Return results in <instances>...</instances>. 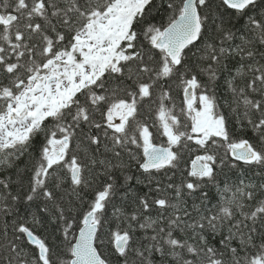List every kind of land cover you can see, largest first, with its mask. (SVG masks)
Wrapping results in <instances>:
<instances>
[{"label":"snow or ice","instance_id":"1","mask_svg":"<svg viewBox=\"0 0 264 264\" xmlns=\"http://www.w3.org/2000/svg\"><path fill=\"white\" fill-rule=\"evenodd\" d=\"M256 5L0 0V264H156V254L159 264H264V15H251ZM164 6L171 15L154 22ZM230 12L247 18L246 33L225 26ZM240 56L251 63L235 59L233 75ZM225 71L222 101L215 82ZM169 80L182 90L180 106L168 103ZM105 153L126 154L150 176L176 175L192 158L179 183L141 180L156 195L137 197L129 212L113 203L116 165ZM225 168L259 170V182L221 186ZM208 184L220 195L212 206ZM83 189L93 195L81 209ZM25 202L36 204L29 217L20 215ZM112 219L115 230L105 232ZM52 222L58 242L43 234Z\"/></svg>","mask_w":264,"mask_h":264},{"label":"trees","instance_id":"2","mask_svg":"<svg viewBox=\"0 0 264 264\" xmlns=\"http://www.w3.org/2000/svg\"><path fill=\"white\" fill-rule=\"evenodd\" d=\"M177 3H179V0H177ZM162 11H153L151 14L152 17H155L154 22L160 23V22H166L169 16L171 15L170 11L166 9ZM251 15L253 16H258V15H264V0H258L257 5L254 9H251ZM224 21H225V26L226 27H231L233 31L240 32L241 34L246 33L247 31V18L241 19L240 17L236 16L234 12H230L227 15L224 16ZM209 35H211V29H209ZM205 41H207L208 37L205 36ZM229 43H234V44H240L241 40L239 37H237L234 41L229 42ZM264 51V49H261ZM235 59H239L241 62L247 60L249 63H251V60L247 58L246 56H240L236 57L233 60V65H232V74L235 75V68L239 67V64H235ZM264 62V61H261ZM202 81L205 83H208V77L206 75L201 74L199 77ZM229 79V74L227 71H225L220 78L215 82L218 87H216V91L218 92L220 98L222 101H227L229 100V92H228V85L226 81ZM130 83V82H129ZM242 83V82H241ZM164 87L169 89L172 96H173V101H169L168 103L171 104L174 102L177 106H180L182 103L183 99V94L182 90L175 86L171 80L166 81L164 83ZM227 111V109H225ZM229 115H231L229 113ZM97 119H99V116L97 115ZM85 131H88L87 127L85 126ZM92 132H97L98 130L92 129ZM237 131L239 132L240 129L237 128ZM247 136L251 137L254 135V133L251 130H246ZM40 138H38L39 140ZM165 138L160 137L157 135L156 141L157 143H163ZM134 147V146H133ZM97 155H100L97 153ZM107 157V159L111 160L113 164L116 165V167H113L110 169V172L112 175L116 177L117 180V185H118V195L113 197V203L117 205V207H123L127 211L131 212L134 210L138 204L137 197L144 196L145 193L149 194V198L151 199L156 195V193L153 191V188L151 185L145 181L144 183H140L141 180H144L145 177H148L149 179L152 178V176H155L157 181H161L164 184L168 183L167 177H171L172 182L174 183H179L180 180L183 178V176L187 175V168L188 165L190 164L191 156L186 158V162L182 161V168L179 170H176V175H173L171 171L169 172H161V173H156L155 170H153L152 175L150 176L148 173H143V170L139 168L138 164L135 161L130 162L129 158L126 154H122V159L117 160L113 157L112 153H105L104 155H101L100 158L104 159ZM121 165H128L127 170L121 167ZM21 166H23V161H21ZM243 168H247L248 166L246 165H241ZM98 170L102 173V166H99ZM143 173V174H142ZM259 170L256 171L254 174L252 171H240L237 169H221L218 172V181L220 182L221 186L224 185L226 182H232V183H237V178H244L247 176L250 180H252L254 183H258L259 181L255 179V177L259 176ZM131 175L136 177V179L132 181H128L125 177ZM100 182H103L105 180V176L103 174L100 175L99 177ZM69 183L68 181H65L64 187L69 188ZM25 186H27V182L25 181ZM99 186V185H97ZM20 191L15 185H13V192L16 193ZM204 191L209 192L210 199L208 201L209 206L215 205L217 201L220 199V195L218 192V189L215 187V185L208 184L205 188ZM81 195L83 196V202L79 204V207L81 209L86 207V202L89 200L93 192L90 189H83L81 190ZM199 195V193H197ZM43 198H40V200L37 201V203L40 204V211L43 210V208L46 206L44 203H42ZM196 202L199 203V201L196 199V196H193L189 198V203ZM36 204L32 202H25L20 206V215L24 217H29L33 212H36ZM145 215H150L155 217L156 216V210L155 209H149L145 212ZM48 214H45V219H47ZM109 216L111 218V210L109 211ZM142 222V221H141ZM116 221L115 219H112V222L105 228V232L108 231V228H112V230H115L116 227ZM121 227H126V223L120 225ZM43 231V230H42ZM151 231V230H149ZM43 234L45 237L51 236L53 239V242H58L61 237L55 228V222L49 223L47 226V230L43 231ZM137 237H142L143 236V230H138L136 232ZM105 242H107V238L105 237ZM214 241L217 238H213ZM259 242V241H257ZM110 251L109 248H105V254H108ZM157 259H156V264H159V256L156 254Z\"/></svg>","mask_w":264,"mask_h":264},{"label":"water","instance_id":"3","mask_svg":"<svg viewBox=\"0 0 264 264\" xmlns=\"http://www.w3.org/2000/svg\"><path fill=\"white\" fill-rule=\"evenodd\" d=\"M258 1V0H257Z\"/></svg>","mask_w":264,"mask_h":264}]
</instances>
